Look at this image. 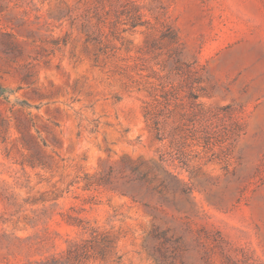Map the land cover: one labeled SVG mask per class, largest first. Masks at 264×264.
<instances>
[{"label": "rangeland", "instance_id": "obj_1", "mask_svg": "<svg viewBox=\"0 0 264 264\" xmlns=\"http://www.w3.org/2000/svg\"><path fill=\"white\" fill-rule=\"evenodd\" d=\"M0 85V264H264V0H0Z\"/></svg>", "mask_w": 264, "mask_h": 264}, {"label": "trees", "instance_id": "obj_2", "mask_svg": "<svg viewBox=\"0 0 264 264\" xmlns=\"http://www.w3.org/2000/svg\"><path fill=\"white\" fill-rule=\"evenodd\" d=\"M2 94L3 89L0 85V95ZM145 116L147 119L153 118L154 115L152 110L148 109L145 112ZM158 122V120L153 119V127L156 129V134L159 133ZM160 160L162 164L163 159ZM78 224L84 232H89V236L69 242L63 253L50 256L46 264H85L84 262L91 257L94 258V260L96 258L105 259L111 254L113 249L111 244L112 241L106 232L99 231L98 227L92 226L82 219L78 220ZM95 243L98 245L97 249L93 247ZM115 260L119 262L120 255H117Z\"/></svg>", "mask_w": 264, "mask_h": 264}]
</instances>
